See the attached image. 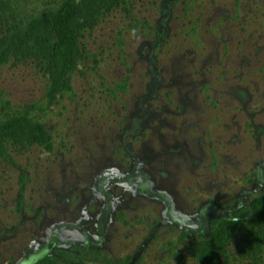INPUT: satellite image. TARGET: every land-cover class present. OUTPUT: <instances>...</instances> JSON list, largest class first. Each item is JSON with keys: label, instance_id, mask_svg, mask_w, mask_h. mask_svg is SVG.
<instances>
[{"label": "rangeland", "instance_id": "1", "mask_svg": "<svg viewBox=\"0 0 264 264\" xmlns=\"http://www.w3.org/2000/svg\"><path fill=\"white\" fill-rule=\"evenodd\" d=\"M2 1L0 42L64 0ZM76 4L72 91L50 99L36 41L0 65V119L33 120L0 153V264L50 247L61 264H207L213 220L230 217L218 264H264V224L238 212L264 194V0Z\"/></svg>", "mask_w": 264, "mask_h": 264}, {"label": "trees", "instance_id": "2", "mask_svg": "<svg viewBox=\"0 0 264 264\" xmlns=\"http://www.w3.org/2000/svg\"><path fill=\"white\" fill-rule=\"evenodd\" d=\"M77 14L76 0H64L59 9L32 18L28 25L15 23L0 42V65L8 62L15 52L24 50L36 41L49 49L52 60L53 81L49 88L50 99L54 100L59 93L72 91V83L68 76L80 61L79 40L83 32L79 24L74 25L71 22ZM44 23H48L57 32L55 40L38 35L39 28ZM36 124L40 129H36L34 137L41 144L52 148L44 126L39 122ZM32 127L33 120L28 112L0 119V153L7 155V145L17 139V135L24 134ZM249 216L247 223L251 231L264 224V195L255 199ZM241 226L242 223L235 219H217L213 222L212 232L206 241L204 240L207 264H218V259L225 250L226 241L233 239ZM61 261L62 258L58 255L41 254L29 264H61Z\"/></svg>", "mask_w": 264, "mask_h": 264}, {"label": "flooded vegetation", "instance_id": "3", "mask_svg": "<svg viewBox=\"0 0 264 264\" xmlns=\"http://www.w3.org/2000/svg\"><path fill=\"white\" fill-rule=\"evenodd\" d=\"M264 194H258V195H256L255 197H253V199L251 200V202H250V207L245 211L244 210V208L243 209H239V213H243L241 216H243V217H246V215L247 216H249V214L252 212V210H253V202L255 201V199H257V198H259V197H261V196H263ZM242 210H244L243 212H242ZM226 219H235V218H233V217H230V218H226ZM215 220H217V219H215ZM215 220H213V222L215 221ZM52 249V247H50V248H47V249H44V250H41V251H39V252H36L35 254H32L31 256H29V259H27L26 260V262H25V264H29L31 261H33V260H35L36 259V257L38 256V255H41V254H48V255H58L59 257H61L62 258V261H61V263L63 262V257H64V255H61V254H58V253H53L52 251L53 250H51ZM61 255V256H60Z\"/></svg>", "mask_w": 264, "mask_h": 264}]
</instances>
